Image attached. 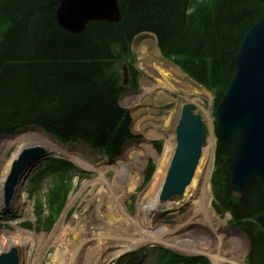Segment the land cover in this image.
<instances>
[{
    "label": "trees",
    "instance_id": "trees-1",
    "mask_svg": "<svg viewBox=\"0 0 264 264\" xmlns=\"http://www.w3.org/2000/svg\"><path fill=\"white\" fill-rule=\"evenodd\" d=\"M58 0H0V135L37 124L63 141L84 140L113 158L133 138L129 112L119 105L121 61L131 59L139 35H155L159 51L218 99L234 72V54L264 0H118V22L94 21L78 34L59 28ZM131 51V52H130ZM157 149L159 142H154ZM213 208L229 213L248 237V264H264V198L256 180L243 195L230 193V155L215 150ZM72 165L49 158L33 178L51 177L44 227L52 226L70 188ZM146 171V179L152 172ZM37 214L42 212L38 204ZM168 262L189 264L160 249Z\"/></svg>",
    "mask_w": 264,
    "mask_h": 264
},
{
    "label": "rangeland",
    "instance_id": "rangeland-1",
    "mask_svg": "<svg viewBox=\"0 0 264 264\" xmlns=\"http://www.w3.org/2000/svg\"><path fill=\"white\" fill-rule=\"evenodd\" d=\"M154 41L153 37L149 35H144L136 39L133 45L136 58L133 61L134 66L141 74V77L138 80V86H140V89L132 92L125 91V94H123L119 100V103L123 108H126L128 111L130 109L129 113L132 119L130 129L134 134L139 135V137L136 140L127 142L123 148L122 156L118 157L116 160L114 159L115 161L113 160V163L104 160L102 161L99 157H97L99 160H84L87 158L93 159L97 153H91L93 154L92 156L91 154L86 156L81 155L83 165L88 163L92 165L93 168H97L98 166L100 168L98 169L99 171H91L89 167L85 166H81L85 170L80 168L74 170L76 174L80 175V178L74 179V182H77V187L70 193V196L72 195L75 197L72 205L68 207L69 209H73L70 216L62 217L63 219L58 221L49 231H44L38 228L25 230L27 232L30 231L29 233H32L31 236L33 235L32 237H29V245L26 246V250H24L23 253L24 257L28 260H30V257L33 255L37 256L44 248L40 264H76V262H73V256L76 254L79 244L86 241V247L82 254L93 252L94 255L97 247V244L94 243L97 240H99L98 246L103 247L102 257L106 259L111 255L115 248L117 249L120 246L118 241L108 240L104 237L105 234L110 232V229L113 226L124 227L126 233L132 234L135 238H138L141 232L134 230L127 222L129 219L130 222H134L133 220H135V223L140 225V220L141 222H146V220L151 217L144 212L142 200H145V197L146 199L150 198L155 191H157L158 185L165 183L170 167L169 165L171 164L170 161L173 157L172 153L175 148L174 133L178 124L177 122L180 117L182 105L187 102L196 101L193 100L194 98H198L200 104L202 103L201 101L204 100L205 105L203 106V103L201 105L206 111L195 105L196 111L200 113L205 120L209 129V134L212 133V94L191 81L184 74V77L180 76V78L178 76L179 73L173 74L176 66L169 63L160 55ZM154 141L161 144L160 150L154 148L152 143ZM0 144L2 145L0 146V182H2L13 158L12 155H14L15 151L18 149L17 146H19V144H16L17 146L13 145L5 148L2 139H0ZM85 149L86 147H80L77 154L80 155ZM130 153H136L137 158L133 159L134 156L130 155ZM53 154L56 156H62V154L58 153ZM65 157L67 156L65 155ZM213 159L211 162L210 177L215 170L213 167V165H215ZM118 161L126 162L128 172L127 178L129 181L124 179L117 184L113 183L115 186L113 187L111 195L108 191V182L112 183L113 178H115V164ZM149 162L153 168V177L151 176L152 178L148 182L140 186L143 180V173ZM203 164L204 161L201 162L200 160L197 169L199 171H196V175L202 170ZM31 174L32 173H30L29 176H31ZM101 175H103L104 178L98 179ZM154 177L158 182L157 184L152 180ZM210 177L209 184L211 189V200L209 202V207L219 219H224L229 216L226 223V225L229 226L228 220L231 216L228 213L218 215L212 207L213 196ZM77 179L80 181L78 182ZM48 186L49 181L44 179L38 184V187L32 191L31 195L28 196L26 193L28 199H25L23 205V215H15L14 212L11 213L9 211L10 214H5L0 211V226L6 224V227L15 231V227L12 226L11 223H17L20 227L22 226V223L27 221L35 223L33 199H39L43 202ZM31 188L30 182L26 181L23 188L25 192L31 190ZM108 194H110V196ZM117 195L122 197L121 199L124 209L130 214L129 217H127V215L119 208L116 210L114 209L115 202L112 201V198ZM183 200L184 196L177 197V201L175 202H168L169 205L165 208L168 210L161 215V219L164 218V220H169L170 224L176 223L179 221L183 213L190 212L192 210L191 206L185 207V212H180L183 207L181 203ZM174 207H176V211L171 212V210V214L167 215V212L170 209H174ZM7 215H9V217ZM156 218H158V216ZM156 218H153L152 222L154 227L160 222ZM143 225L144 224H142V226ZM57 226L58 229L55 231ZM119 230L124 232L123 228H120ZM53 232L54 235L52 236ZM196 232L202 236L201 231ZM237 233L239 234L241 243H243L246 248V251L244 252L245 262V255L248 251L249 245L243 234L239 232ZM38 234H41V237H38ZM101 242L104 244L101 245ZM224 244L227 245V243ZM152 245L162 246L180 254L191 255L184 251L196 254L192 250L183 249L184 251H180L182 249L177 250V248L171 246L169 248L164 246L163 243L143 242L138 247L131 248L124 252V254L116 257L113 260L114 264H155L156 258ZM140 246L142 247L139 248ZM133 252L138 253V258L132 257L128 259L127 256L131 255ZM205 257L208 264H211L210 259L206 255Z\"/></svg>",
    "mask_w": 264,
    "mask_h": 264
},
{
    "label": "water",
    "instance_id": "water-1",
    "mask_svg": "<svg viewBox=\"0 0 264 264\" xmlns=\"http://www.w3.org/2000/svg\"><path fill=\"white\" fill-rule=\"evenodd\" d=\"M56 18L61 28L82 30L90 20L120 19L117 0H58ZM234 73L214 110V132L231 154V192L242 195L256 180L264 197V12L244 34L234 55ZM124 81L127 80L126 67ZM194 105L185 104L176 127L177 146L164 184L161 200L182 195L191 182L206 143L207 128ZM45 154L41 146L23 149L13 161L5 184L6 200L29 166ZM0 264H20L18 250L0 256Z\"/></svg>",
    "mask_w": 264,
    "mask_h": 264
},
{
    "label": "bare ground",
    "instance_id": "bare-ground-1",
    "mask_svg": "<svg viewBox=\"0 0 264 264\" xmlns=\"http://www.w3.org/2000/svg\"><path fill=\"white\" fill-rule=\"evenodd\" d=\"M114 3L117 4V8L119 11L118 3L117 2ZM107 21L112 22V20H107ZM90 22L93 21L90 20ZM82 31L83 30H76L68 33L78 34L81 33ZM144 35L146 34L139 35L138 37ZM138 37H136V39ZM136 39L134 40L131 47L132 53L134 55H135V51L133 45ZM160 55L169 63H172L175 66L177 65L172 59L164 57L161 54V52ZM128 62L129 60L123 61V65L129 67ZM177 68L178 67L176 66L173 71V74L179 73L178 76L180 78V76H183L184 73L180 71L179 68L178 71ZM123 94H125V91L120 95V97ZM193 100H196V98H194ZM194 104L200 107L201 109H204L201 106V104L197 102H194ZM194 111H196V106ZM180 117L178 118L177 123H179ZM2 140L4 141L5 148L19 144V146L16 145L18 149L15 151L12 160H14V158L18 155V152L24 147L42 144L45 146L47 152L52 151L50 153H53L54 151H56V153L62 154L64 156L66 155L68 158H70L78 165L89 167L91 171L93 170L99 171L98 169H100L98 166L97 168H93V166L88 163H85V165H83L82 157L77 154L80 147L82 146L86 147L83 143H71L68 145H62L54 138L47 135L45 132H43L38 128L28 127L17 132L14 135V137L6 138V139L2 138ZM215 141L216 140L214 138V135L212 133L208 134V137L206 139V144L202 148V156L200 158L201 162L204 161L203 168L200 172L197 173V175L195 173L190 185L185 190L184 200L181 202L183 206L181 209L183 210L182 211L180 210V212L181 213L185 212L184 210L186 209L185 207L191 206L192 210L190 212L183 213L179 221L176 223L170 224L169 220L167 219L164 220V218L161 219L162 218L161 215L168 210L165 208L167 205H169L168 202L170 201L165 202L161 200V194L165 183L159 184L157 187V191H155V193L150 198L146 199L145 197V200H142L144 212L147 213L149 216H151L150 219H147L146 222H141L140 220V225H137L135 223L136 222L135 220H133L134 222H130L129 219L127 222L134 230L141 232L138 238H135L132 234L126 233L125 232L126 229L124 227L113 226L111 227L110 232H108V234H105L104 237H106L108 240L118 241L120 246L117 249L115 248V250L111 253V255L108 258L104 259L102 257L103 247L98 246L99 240L95 241L94 243L97 244L94 255L93 252L91 253L87 252L85 254L84 253L82 254V252L85 250L86 247V241H84L79 244L77 248V252L73 256V262H76V264H111L116 257H118L121 254H124V252L130 250L131 248L138 247L143 242H160L168 246H172L173 248L182 249V250L183 249L192 250L196 254H205L210 259L211 264H248L247 261L244 262V252L246 251V248L244 247V244L241 243L239 234L235 229H232L228 225H226L229 216L224 219H219L217 216L214 215L213 211L209 207V202L211 200L209 177H210V168L213 159L214 148L216 146ZM174 143H175V148H174L175 151L177 146L176 137H174ZM172 154L174 156V152ZM130 155L134 156L133 159L137 158L136 153H130ZM12 160L10 162V166ZM94 160H99V159L95 157ZM172 160L170 161V163H172ZM115 165H116L115 178H113L112 183L108 182L109 183L108 191L110 192L111 195H112L113 187L115 186L113 185V183L117 184L118 182H122V180L124 179L128 180L126 162L118 161L116 162ZM10 166L8 167L6 175L3 177L2 182H0V211L6 209L13 211L16 215L18 214L23 215V211H24L23 205L25 203V199L23 198V195L25 196V194L23 193V189L21 188V186L19 187L16 196L11 202V204L7 205L5 203V198L3 193L4 183H5V179L7 178V175L9 174ZM169 166H171V164ZM103 178H104L103 175H101L98 179H103ZM152 180L155 181L156 184L158 183L157 180H155V177ZM110 194L108 195L110 196ZM121 198L122 197L119 195L114 196L112 198V201L115 202L114 209L116 210L117 208H119L122 212H124L127 215V217H129L130 214L124 209ZM74 199H75L74 196H71L69 198V201L66 205L67 206L66 209H68V207L72 205ZM170 211L171 212L176 211V207H174V209H170L167 213L171 214L169 213ZM157 216L158 218H156ZM153 218H156L157 220L160 221L159 223L156 224L155 227L152 223ZM142 224L144 225L142 226ZM11 225L15 227V231L10 230L8 227L5 226V224L0 229V255L10 251L13 247H17V246L20 247L22 250H26V246L29 245L28 243L29 237L33 236V235L31 236L32 233L31 234L29 233L30 231L27 232L25 230H22L15 223H11ZM120 228H123L124 232L120 231L119 230ZM57 229L58 226L55 228V231ZM196 231H201L202 236ZM54 232L52 233V236L54 235ZM38 237H41V234ZM102 242L101 245L104 244ZM224 243H227V245H225ZM249 249H250V245H249ZM43 252H44V248L42 249L41 252H39L37 256L33 255L32 257H30L31 258V259L29 258L30 260H28L25 257L23 264H40L41 262L40 259L43 256Z\"/></svg>",
    "mask_w": 264,
    "mask_h": 264
}]
</instances>
